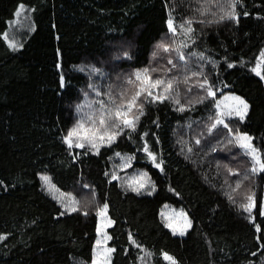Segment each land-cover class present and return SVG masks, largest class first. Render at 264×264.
I'll list each match as a JSON object with an SVG mask.
<instances>
[{"label": "trees", "instance_id": "trees-1", "mask_svg": "<svg viewBox=\"0 0 264 264\" xmlns=\"http://www.w3.org/2000/svg\"><path fill=\"white\" fill-rule=\"evenodd\" d=\"M229 3L0 0V264H91L104 204L114 221L111 264H170L165 253L177 264H264V172L251 171L235 139L251 137L264 154V79L252 71L264 52V0H239L238 21L219 20ZM188 20L190 39L179 27ZM182 41L183 61L175 51ZM145 68L157 69L153 79L174 80L180 104L146 103L136 130L99 154L69 149L68 131L96 114L99 101L111 108L131 95L129 79ZM205 77L215 98L197 86ZM224 93L245 99L249 111L213 128ZM116 153L131 166L115 164ZM142 173L150 184L137 193L127 185ZM60 193L79 200L80 211L67 210ZM249 195L251 212L241 207ZM165 203L188 212L186 235L163 222Z\"/></svg>", "mask_w": 264, "mask_h": 264}, {"label": "snow or ice", "instance_id": "snow-or-ice-1", "mask_svg": "<svg viewBox=\"0 0 264 264\" xmlns=\"http://www.w3.org/2000/svg\"><path fill=\"white\" fill-rule=\"evenodd\" d=\"M239 3V0H230L229 10L224 11L222 15L219 16V20L224 19H239L236 13V6ZM23 8V6H20ZM20 13L18 12L17 15ZM247 15V13H245ZM218 22V21H217ZM187 26L184 24L180 25V29L182 34L187 36L189 39L191 38L190 34L194 31L191 27L192 21L188 20L186 22ZM169 31L176 35L177 27L174 25L173 21L170 19L168 21ZM13 48L16 45L13 43L11 45ZM161 48L165 52L172 50L169 46L160 45ZM182 47H188L186 42H181L180 46L175 49L178 55V59L183 61L185 59L184 53L181 51ZM192 55H195L193 53ZM200 59H204L201 54ZM169 64L173 62L171 60L168 61ZM173 67L175 65L173 64ZM229 67H234V65H229ZM157 69H152L151 72L149 69L145 68L142 71H137L133 74L134 79H129L128 83L135 85V91L131 95H127L125 93L121 94L120 102L117 103L115 99H112V107L109 108L105 105L104 101H99L100 109L94 115H88L86 119H80L68 133L64 137V141L69 149L77 148V149H88L89 151H94L95 154H99V150L101 147H110L121 135H124L125 129L135 131L137 123L140 118L144 115V107L146 103H163L165 100H173L176 104H180V100L178 98V92L174 90V80L173 79H164V78H156L153 79L151 73L156 72ZM171 71V69H168ZM253 72L257 76H261L264 79V52L260 54V62L256 64V66L252 69ZM193 75H202V73H193ZM186 82V81H185ZM200 88H204L208 97L215 98L216 92L213 90L211 84L208 83L207 78L205 77L203 83H198L197 85ZM191 91V89H188ZM126 96V98H125ZM225 100L234 101L233 104H224L223 107L227 110L226 112H221L219 115H228L231 116L233 113L238 115L240 119H244V116L248 110V104L241 99L240 97L232 96L225 97ZM199 102H203L201 99ZM216 108H221L220 103H216ZM183 111V106L179 109ZM218 124H223L225 128L228 127L227 124L224 123L223 119L217 118L212 127H216ZM231 132V129H229ZM144 135H147L145 133ZM236 142L239 146L246 150V155L250 156L253 161V167L251 171L253 173L260 171L264 172V154H261L260 151L255 148L251 140L252 138L244 135L237 134ZM197 144L200 143L199 140L196 141ZM143 151L148 154V156L152 159V162L155 164L157 168H160L163 171L161 162H157L156 155L149 151L147 143L145 142V146ZM191 152V148L188 149ZM119 156V153H116ZM128 166H131L130 164ZM231 171V170H229ZM237 175V173H233ZM41 179L48 185L49 191L59 192V189H56L55 185L52 184L51 178L47 175L42 176ZM112 180H119L120 177L116 174H113L111 177ZM150 184V178L147 173H142L137 177H133L128 182V187L134 192H141V190L146 189ZM84 188H89V185H83ZM237 188L240 187V184L237 183ZM152 191H155L154 184L151 185ZM151 194V192H149ZM231 199V197H229ZM61 201V203H66V208L69 211L75 212L80 211V201L70 194L60 193L57 197ZM249 201L248 204H242L241 207L245 209V211L251 212L252 207H254V198L252 195L246 197ZM107 210L108 205L104 204L103 207L98 211L97 215L100 216L104 221L103 228L111 226L114 221L107 218ZM174 211V210H173ZM87 215L88 213L85 211L83 213ZM162 216L167 219L166 226L169 227L173 234H179L181 236L186 234L188 228L192 226L191 220L188 218L186 212L181 210L178 213H175L174 216H169L167 212H162ZM103 228L98 229V231L103 232ZM257 230L259 231V226H257ZM104 240L111 239L110 236L107 235L106 232L103 233ZM135 243V241H133ZM96 245L98 251L96 253V259L93 261V264H109V254L114 252L113 248L104 247L102 250V240H97ZM139 247V245H137ZM164 259L169 261L170 264H177L175 259L169 256L167 253L164 254Z\"/></svg>", "mask_w": 264, "mask_h": 264}, {"label": "rangeland", "instance_id": "rangeland-1", "mask_svg": "<svg viewBox=\"0 0 264 264\" xmlns=\"http://www.w3.org/2000/svg\"><path fill=\"white\" fill-rule=\"evenodd\" d=\"M232 96H236V97H240L239 95H237V94H234V93H224L223 95H222V97L221 98H219L218 99V103H220L221 104V108H219L218 109V112H219V114L221 113V112H226L227 110L223 107V105L224 104H233L234 103V101H231V100H225V97H232ZM241 99H243L242 97H240ZM247 104H248V102L245 100V99H243ZM248 111H249V104H248V110H247V113H248ZM247 113H246V115H247ZM245 115V116H246ZM244 116V117H245ZM227 117H239L238 115H236L235 113H233L231 116H228V115H223V116H221V119H223V121L225 120L224 118H227ZM252 143V142H251ZM243 149V148H242ZM245 152H246V150L245 149H243ZM113 160H114V162H115V164H118V161H119V163H121V165H122V167H124V168H128L129 166V164H131V162L129 161V158H125L124 156H115L114 158H113ZM174 210V211H173ZM181 210H183L184 212H186L187 213V215H188V218L191 220V218H190V216H189V214H188V212L183 208V207H181V206H175V205H173V204H171V203H165L162 207H161V213L162 212H167L168 214H169V216H174L175 215V213H178V212H180ZM161 217H162V220H163V222L165 223V224H167V219L164 217V216H162L161 215ZM107 218H109L110 219V217H109V215H108V211H107ZM191 222H192V220H191ZM104 223H105V221L99 216V229H101V228H103V225H104ZM113 225V224H112ZM111 225V226H112ZM111 226H109V227H111ZM109 227H106V228H103V232H101V231H99V233H98V238H97V240L99 239V240H102V245H101V249L100 250H102L104 247H106V248H112V247H110V245H109V240H104V237H103V233L104 232H106L107 233V235L109 236V233H108V228ZM192 227V226H191ZM191 227L190 228H188L187 229V231H186V234H187V232L191 229ZM169 228V227H168ZM170 229V228H169ZM171 230V229H170ZM172 231V230H171ZM185 234V235H186ZM175 235H179V234H175ZM179 236H181V235H179ZM184 236V235H183ZM97 251H98V248H97V245L95 244V248H94V257H93V261L96 259V253H97ZM169 255V254H168ZM169 256H171V255H169ZM171 257H173V256H171ZM174 258V257H173ZM175 259V258H174ZM93 261H92V263L91 264H93ZM111 261H112V252L109 254V264H111ZM167 261V260H166ZM175 261L177 262V260L175 259ZM169 262V261H168Z\"/></svg>", "mask_w": 264, "mask_h": 264}]
</instances>
